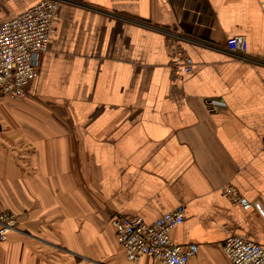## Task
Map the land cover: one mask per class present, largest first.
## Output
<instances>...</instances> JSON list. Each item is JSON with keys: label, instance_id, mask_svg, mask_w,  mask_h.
<instances>
[{"label": "crops", "instance_id": "0c3cea01", "mask_svg": "<svg viewBox=\"0 0 264 264\" xmlns=\"http://www.w3.org/2000/svg\"><path fill=\"white\" fill-rule=\"evenodd\" d=\"M38 1L0 0V23ZM48 44L0 99V214L18 218L0 264H163L127 261L111 220L179 205L188 264H229L230 236L264 247V0H65Z\"/></svg>", "mask_w": 264, "mask_h": 264}, {"label": "built area", "instance_id": "2783aa9c", "mask_svg": "<svg viewBox=\"0 0 264 264\" xmlns=\"http://www.w3.org/2000/svg\"><path fill=\"white\" fill-rule=\"evenodd\" d=\"M64 1L39 0L23 13L0 23V99L23 98L27 85L38 77L41 57L47 51L54 29L55 16ZM227 45L236 53H245L248 49L247 39L242 35L229 38ZM172 56L177 71L185 75L194 72L193 59L179 48L174 47ZM223 193L244 208L252 205L240 197L234 188L226 187ZM254 206L263 214L258 204ZM184 220L185 207L179 205L152 223H146L140 216L134 215L115 216L111 224L127 261L137 262L148 256L163 264H188L189 259L197 254V246L182 247L171 238V232ZM17 224L16 214H0V242H4L17 229ZM222 250L229 264H264V247L243 237H228Z\"/></svg>", "mask_w": 264, "mask_h": 264}]
</instances>
